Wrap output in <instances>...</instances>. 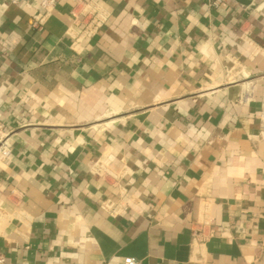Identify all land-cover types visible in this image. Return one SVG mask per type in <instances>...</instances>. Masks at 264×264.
Returning <instances> with one entry per match:
<instances>
[{
    "label": "crops",
    "instance_id": "1",
    "mask_svg": "<svg viewBox=\"0 0 264 264\" xmlns=\"http://www.w3.org/2000/svg\"><path fill=\"white\" fill-rule=\"evenodd\" d=\"M95 1L0 0L4 264H264V0Z\"/></svg>",
    "mask_w": 264,
    "mask_h": 264
},
{
    "label": "built area",
    "instance_id": "2",
    "mask_svg": "<svg viewBox=\"0 0 264 264\" xmlns=\"http://www.w3.org/2000/svg\"><path fill=\"white\" fill-rule=\"evenodd\" d=\"M57 0H41V6L46 10L53 6ZM74 19L81 17L83 33L89 36L95 34L108 19V12L95 0H73L70 11ZM259 129L264 134V109L259 112ZM10 131L5 130L4 124L0 121V158L5 159L10 155ZM124 264H136L133 258H125ZM0 264H4V256L0 253Z\"/></svg>",
    "mask_w": 264,
    "mask_h": 264
}]
</instances>
